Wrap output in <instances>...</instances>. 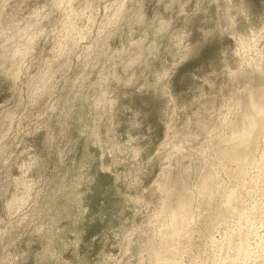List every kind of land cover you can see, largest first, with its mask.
Wrapping results in <instances>:
<instances>
[{"label":"rangeland","instance_id":"1","mask_svg":"<svg viewBox=\"0 0 264 264\" xmlns=\"http://www.w3.org/2000/svg\"><path fill=\"white\" fill-rule=\"evenodd\" d=\"M263 108L264 0H0V264H264Z\"/></svg>","mask_w":264,"mask_h":264},{"label":"bare ground","instance_id":"2","mask_svg":"<svg viewBox=\"0 0 264 264\" xmlns=\"http://www.w3.org/2000/svg\"><path fill=\"white\" fill-rule=\"evenodd\" d=\"M252 109V108H251ZM248 110H249V108H248ZM255 110H256V108H255ZM261 112H262V109L260 110ZM263 111H264V108H263ZM257 112H259V111H257ZM244 114V113H243ZM243 117V116H242ZM247 117H250V116H247ZM242 119H244V118H242ZM251 119V118H250ZM253 120H255L254 118H253ZM251 121V120H250ZM242 123H244L243 121H242ZM248 124H251L250 122L248 123ZM256 124V123H255ZM250 127H252V126H250ZM254 127V126H253ZM249 129V128H248ZM252 129V128H251ZM254 129V128H253ZM244 131H246V130H244ZM250 131V130H249ZM253 131V130H252ZM246 132H248V130L246 131ZM244 133V132H243ZM242 133V134H243ZM239 134V133H238ZM252 134V133H251ZM245 136H246V134H244ZM237 136V135H236ZM235 136V137H236ZM241 136V135H240ZM244 137V136H243ZM241 138V137H240ZM245 138V137H244ZM239 139V138H238ZM242 140H243V138H242ZM245 141V140H244ZM242 143V142H241Z\"/></svg>","mask_w":264,"mask_h":264}]
</instances>
